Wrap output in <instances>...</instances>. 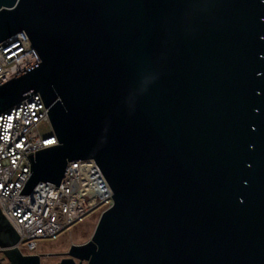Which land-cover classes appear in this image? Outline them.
Listing matches in <instances>:
<instances>
[{"label": "water", "instance_id": "1", "mask_svg": "<svg viewBox=\"0 0 264 264\" xmlns=\"http://www.w3.org/2000/svg\"><path fill=\"white\" fill-rule=\"evenodd\" d=\"M39 61L0 84L31 94L56 144L27 153L58 185L92 159L111 191L56 264H264V0H0V42ZM0 213L6 264L24 255Z\"/></svg>", "mask_w": 264, "mask_h": 264}, {"label": "built area", "instance_id": "2", "mask_svg": "<svg viewBox=\"0 0 264 264\" xmlns=\"http://www.w3.org/2000/svg\"><path fill=\"white\" fill-rule=\"evenodd\" d=\"M38 61L23 32L1 41L0 84ZM54 144L37 94L0 113V213L18 236L14 247L24 255L40 254L37 240L54 237L89 211L111 204V191L92 159L66 162L57 186L38 182L18 194L30 173L27 153ZM6 263L0 251V264Z\"/></svg>", "mask_w": 264, "mask_h": 264}, {"label": "rangeland", "instance_id": "3", "mask_svg": "<svg viewBox=\"0 0 264 264\" xmlns=\"http://www.w3.org/2000/svg\"><path fill=\"white\" fill-rule=\"evenodd\" d=\"M101 206L89 211L82 218L57 233L54 237L37 240V250L42 252H53L54 257L42 256L40 264H56L67 250L69 244L83 243L90 237L93 227L101 212Z\"/></svg>", "mask_w": 264, "mask_h": 264}, {"label": "flooded vegetation", "instance_id": "4", "mask_svg": "<svg viewBox=\"0 0 264 264\" xmlns=\"http://www.w3.org/2000/svg\"><path fill=\"white\" fill-rule=\"evenodd\" d=\"M40 254H50V255H43L46 258H51V257H54L55 256V253H53V252H42Z\"/></svg>", "mask_w": 264, "mask_h": 264}]
</instances>
